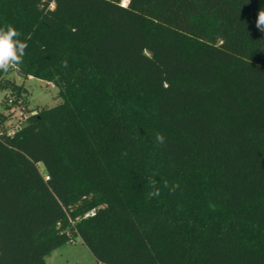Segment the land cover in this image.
I'll use <instances>...</instances> for the list:
<instances>
[{"label":"trees","instance_id":"1","mask_svg":"<svg viewBox=\"0 0 264 264\" xmlns=\"http://www.w3.org/2000/svg\"><path fill=\"white\" fill-rule=\"evenodd\" d=\"M261 11L0 0V27L28 44L16 72L61 98L12 136L0 112V264H47L75 238L96 264H264Z\"/></svg>","mask_w":264,"mask_h":264},{"label":"rangeland","instance_id":"2","mask_svg":"<svg viewBox=\"0 0 264 264\" xmlns=\"http://www.w3.org/2000/svg\"><path fill=\"white\" fill-rule=\"evenodd\" d=\"M3 78L12 85L20 87L22 93L20 96L21 100L28 109L50 107L57 105L61 101V98L58 96L59 88L52 82H47L36 77L24 78L15 69H10L9 72L3 73ZM10 96L16 97L11 87L3 88L0 85V109L2 112L5 111L4 106ZM45 260L47 264L97 263L95 256L79 238H75L67 244L56 248L45 256Z\"/></svg>","mask_w":264,"mask_h":264},{"label":"clouds","instance_id":"3","mask_svg":"<svg viewBox=\"0 0 264 264\" xmlns=\"http://www.w3.org/2000/svg\"><path fill=\"white\" fill-rule=\"evenodd\" d=\"M255 24L261 32H264V11L258 13ZM21 35L22 33L11 24L0 27V72L7 73L10 69L19 71L20 66L23 64L28 44L25 40L20 39ZM63 66H67L66 61L63 62ZM155 139L158 145L163 144L165 140L160 133H156ZM149 185L152 190L148 193V197L159 196L160 188L156 186V182L151 178L149 179ZM164 186L168 187L167 181H164ZM178 186H173V190Z\"/></svg>","mask_w":264,"mask_h":264},{"label":"built area","instance_id":"4","mask_svg":"<svg viewBox=\"0 0 264 264\" xmlns=\"http://www.w3.org/2000/svg\"><path fill=\"white\" fill-rule=\"evenodd\" d=\"M5 111L0 112L7 117L5 122L6 134L8 136H12L18 130H20L27 122V119L30 115L36 114L37 111L34 108L28 109L26 105H24L21 98H17L14 96H10L7 99ZM95 211L92 210L86 214V216L94 215Z\"/></svg>","mask_w":264,"mask_h":264},{"label":"water","instance_id":"5","mask_svg":"<svg viewBox=\"0 0 264 264\" xmlns=\"http://www.w3.org/2000/svg\"><path fill=\"white\" fill-rule=\"evenodd\" d=\"M14 87H17L16 85H13ZM25 92H27L26 90H25Z\"/></svg>","mask_w":264,"mask_h":264}]
</instances>
